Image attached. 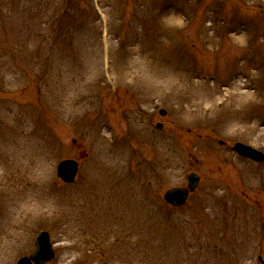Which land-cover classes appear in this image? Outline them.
I'll return each mask as SVG.
<instances>
[{"label": "rangeland", "instance_id": "1", "mask_svg": "<svg viewBox=\"0 0 264 264\" xmlns=\"http://www.w3.org/2000/svg\"><path fill=\"white\" fill-rule=\"evenodd\" d=\"M65 2L0 0V264H264V0Z\"/></svg>", "mask_w": 264, "mask_h": 264}, {"label": "water", "instance_id": "2", "mask_svg": "<svg viewBox=\"0 0 264 264\" xmlns=\"http://www.w3.org/2000/svg\"><path fill=\"white\" fill-rule=\"evenodd\" d=\"M164 114V113H163ZM238 151L244 155L251 157L255 160H260L262 157L259 153L251 150L247 147H237ZM77 173V164L72 161H66L59 166V174L66 182H72ZM189 189L194 191L198 185L199 179L195 175L189 176ZM188 189H172L169 190L164 198L165 200L173 204L174 206H181L186 202L188 197ZM51 250V244L49 242V236L47 233H41L37 239L36 251L29 258H25L19 261L18 264H45L53 258Z\"/></svg>", "mask_w": 264, "mask_h": 264}, {"label": "bare ground", "instance_id": "3", "mask_svg": "<svg viewBox=\"0 0 264 264\" xmlns=\"http://www.w3.org/2000/svg\"><path fill=\"white\" fill-rule=\"evenodd\" d=\"M201 101H203V100H201ZM37 206H38V204H32L29 207L24 208L22 213H25L26 215H28L29 213L31 214V212H33L32 210H34ZM15 217L18 218L19 215L16 214Z\"/></svg>", "mask_w": 264, "mask_h": 264}]
</instances>
